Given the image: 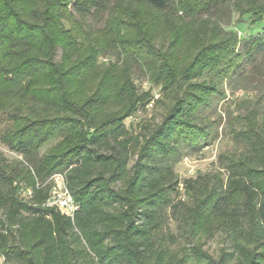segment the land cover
<instances>
[{
	"label": "trees",
	"instance_id": "16d2710c",
	"mask_svg": "<svg viewBox=\"0 0 264 264\" xmlns=\"http://www.w3.org/2000/svg\"><path fill=\"white\" fill-rule=\"evenodd\" d=\"M234 13L254 24L264 0H0V140L13 154L0 149L2 264H264L258 101L237 102L238 148L218 155L223 171L183 181L175 171L217 139L225 83L264 56V28L241 39L209 19L230 25ZM135 69L169 101L136 133L125 120L154 93L139 90ZM56 173L79 204L73 218L45 205ZM180 185L189 202L174 200ZM171 209L195 242L182 253L164 239H175L163 231ZM215 231L225 243L216 256L201 241Z\"/></svg>",
	"mask_w": 264,
	"mask_h": 264
},
{
	"label": "rangeland",
	"instance_id": "374dc122",
	"mask_svg": "<svg viewBox=\"0 0 264 264\" xmlns=\"http://www.w3.org/2000/svg\"><path fill=\"white\" fill-rule=\"evenodd\" d=\"M262 1V0H258ZM213 18H209L211 21H216L219 25L223 26L226 29H233L237 31V35L241 38H247L253 35H257L261 33L264 28V17L257 21L254 24L249 23V14L244 16H240L238 13L232 14L230 18V25H227L224 17L216 15ZM241 18L242 22H237V19ZM91 24L94 26L101 25L100 21L95 18H90ZM203 22V21H202ZM226 23V24H225ZM229 23V22H228ZM203 25L196 23V29L202 31ZM223 35L220 33L216 36L214 41L222 39ZM205 42V41H202ZM199 45V44H197ZM196 49L189 52L193 54ZM57 57L60 54V50H58ZM264 63V56L261 54L255 55L251 59H247L244 62V66L241 69L240 76L247 75V78L236 79L234 78L230 82L225 83L224 90L226 93V98L219 101L217 106L215 107L216 112H221L222 121L220 127H218V137L215 141H213L210 145L205 146L200 150H195L193 152H188L185 154L183 158L178 160L175 165V171L178 173L179 178L181 181L188 178H195L198 172L207 175L216 174L217 171L222 170L218 164V155L221 152L226 151H234L238 148L235 142L231 139L229 134V125L233 124V126H239L238 120H236L237 115L242 113V109L238 108L237 102L242 98H252L257 100V107L258 111L261 114V117L264 119V65L261 68H257L258 64ZM133 77L136 84L139 87V90H147L152 88L151 83L147 76L143 74L138 69L133 71ZM236 80L238 82H236ZM152 93H154L153 98H151L150 103L146 104L144 108H140L135 114L130 116L128 119L125 120L127 127L130 131L136 133L140 129H142V124L145 122H153L159 123L161 121L162 116L166 112L167 106L169 105V101L166 97L160 96L157 92V88H152ZM159 99V102L156 100ZM155 100V101H154ZM227 114L230 115L231 121L227 124ZM213 115V116H214ZM264 121V120H263ZM4 123L0 122V127L2 128ZM222 128V129H221ZM53 142L50 141L42 146V151H44L47 147L52 145ZM0 149L8 156L12 157L11 154L3 145L0 140ZM223 171V170H222ZM224 173L221 174L223 176ZM33 176V175H32ZM34 177V176H33ZM35 179V177H34ZM18 185L23 186L27 185L30 182L29 179H18ZM184 200L185 202H189L190 198L185 192L182 190V185H180V190L178 196L174 198V200ZM163 231L166 235L168 231L175 235V239L171 240L167 236L164 237L165 242L173 248L175 251L183 252L184 247H188L193 245L195 242L191 238H185L179 235L178 230V223L175 219V214L168 210L167 214L165 215L163 221ZM202 241V249L207 251L208 253L216 256L222 247H225L224 240L220 233L215 231L213 234L210 235H203L201 238ZM194 242V243H193ZM0 264H2V258H0Z\"/></svg>",
	"mask_w": 264,
	"mask_h": 264
},
{
	"label": "built area",
	"instance_id": "2783aa9c",
	"mask_svg": "<svg viewBox=\"0 0 264 264\" xmlns=\"http://www.w3.org/2000/svg\"><path fill=\"white\" fill-rule=\"evenodd\" d=\"M51 179L53 180L52 193L47 199L45 205L54 207L62 214L73 218L75 212L79 208V204L74 200L73 196L69 192L63 175L56 173L52 175Z\"/></svg>",
	"mask_w": 264,
	"mask_h": 264
}]
</instances>
